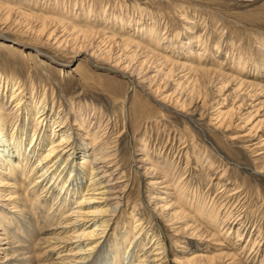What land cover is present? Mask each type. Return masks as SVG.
I'll list each match as a JSON object with an SVG mask.
<instances>
[{
	"label": "rangeland",
	"instance_id": "rangeland-1",
	"mask_svg": "<svg viewBox=\"0 0 264 264\" xmlns=\"http://www.w3.org/2000/svg\"><path fill=\"white\" fill-rule=\"evenodd\" d=\"M0 73L91 154L111 149L127 246L139 218L167 249L158 264H264V0H0ZM6 190L0 264L42 257Z\"/></svg>",
	"mask_w": 264,
	"mask_h": 264
},
{
	"label": "bare ground",
	"instance_id": "bare-ground-1",
	"mask_svg": "<svg viewBox=\"0 0 264 264\" xmlns=\"http://www.w3.org/2000/svg\"><path fill=\"white\" fill-rule=\"evenodd\" d=\"M22 87L19 79L0 73V187L7 186L6 191H10L6 200L9 204L5 205L21 202L13 216H22L20 221L26 228L27 237L32 236L31 240L38 238L36 248L46 246V251L42 250L44 253L39 258L33 247L25 245L27 252L18 256L21 259L17 257L14 263L158 264L167 249L161 240L155 239L157 237L145 239L146 228L142 219L135 218L134 232L128 246L129 238L123 237V230H117L120 221H115L120 214V220L125 214L121 206L126 189L110 186L116 175V172L108 174L105 166L113 155L108 153L111 149L103 142L100 146L96 145L91 154L78 144L73 129H68L64 117L54 120V108L48 105L46 96L39 103L33 91L28 99L30 101H27ZM1 104L16 110L17 116L12 118L9 126ZM51 120H54L55 129L51 133V141H48ZM30 123H34V126ZM94 139L100 141L98 132L94 133ZM85 158L92 160L82 162ZM16 168L25 175L22 179L26 182L30 176H36L30 188L20 187L19 180L11 176ZM18 190L24 194L19 195ZM0 198H3L2 194ZM52 200L56 201L53 209L60 205L55 212H50ZM72 200H75L77 207L65 212ZM53 217H60L61 220L46 229L43 223L51 221L49 218ZM115 224L117 227L113 231ZM122 249H125V255L120 254ZM51 254L50 259H43Z\"/></svg>",
	"mask_w": 264,
	"mask_h": 264
}]
</instances>
